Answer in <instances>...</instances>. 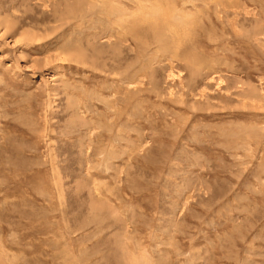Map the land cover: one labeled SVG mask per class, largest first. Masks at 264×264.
I'll list each match as a JSON object with an SVG mask.
<instances>
[{
	"label": "rangeland",
	"instance_id": "obj_1",
	"mask_svg": "<svg viewBox=\"0 0 264 264\" xmlns=\"http://www.w3.org/2000/svg\"><path fill=\"white\" fill-rule=\"evenodd\" d=\"M184 2L0 0V264H264V0Z\"/></svg>",
	"mask_w": 264,
	"mask_h": 264
},
{
	"label": "bare ground",
	"instance_id": "obj_2",
	"mask_svg": "<svg viewBox=\"0 0 264 264\" xmlns=\"http://www.w3.org/2000/svg\"><path fill=\"white\" fill-rule=\"evenodd\" d=\"M176 1V0H175ZM186 3H185V2ZM192 1H194V0H183V4H189V3H191ZM111 3V2H110ZM140 3V2H139ZM193 3V2H192ZM143 4V3H142ZM155 4H158V3H155ZM164 4V3H163ZM194 4V3H193ZM91 5V4H90ZM176 5V4H175ZM179 5V4H178ZM175 7V6H174ZM115 8H117V7H115ZM114 9V8H113ZM185 9H187L186 7H185ZM119 10H121V8L119 9ZM166 10V9H165ZM118 11V10H117ZM122 11V10H121ZM114 14V13H113ZM119 14V13H118ZM160 14V13H159ZM80 15V14H79ZM107 15V14H106ZM156 15H158V14H155V16ZM77 18V17H76ZM173 18V17H172ZM187 18V17H186ZM190 18V17H189ZM189 18H187V21H188V19ZM112 20V19H111ZM111 20H110V22H111ZM190 20V19H189ZM157 22H159L160 20H156ZM170 21V20H169ZM187 21H185V18H184V22H187ZM174 22V21H173ZM169 23V22H168ZM182 23V22H181ZM188 23H189V21H188ZM187 23V24H188ZM120 24V23H119ZM171 24V23H170ZM169 24V25H170ZM116 25V24H115ZM120 27V26H119ZM127 27V26H126ZM170 27V26H169ZM174 27H176V26H174ZM180 34V33H179ZM110 39V38H109ZM120 40H116V41H113L110 45L112 46V47H117L115 44H118L119 46L118 47H120V45H123V43L122 42H119ZM199 41V40H198ZM110 53V52H109ZM196 55V54H195ZM77 56V55H76ZM79 56V55H78ZM62 57V56H61ZM114 58H117L116 56H114ZM52 60V59H51ZM50 61V60H49ZM81 62V61H80ZM123 64H125V63H123ZM109 66V65H108ZM108 71V70H107ZM117 72V71H116ZM4 247V246H3Z\"/></svg>",
	"mask_w": 264,
	"mask_h": 264
}]
</instances>
